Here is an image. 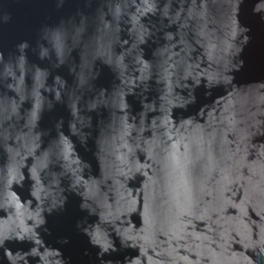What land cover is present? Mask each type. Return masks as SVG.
<instances>
[{
	"label": "water",
	"instance_id": "1",
	"mask_svg": "<svg viewBox=\"0 0 264 264\" xmlns=\"http://www.w3.org/2000/svg\"><path fill=\"white\" fill-rule=\"evenodd\" d=\"M256 2L0 0V231L13 257L99 264L83 236L54 243L87 218L116 249L111 264H264ZM45 27L49 42L83 27V42L64 63L41 60ZM89 192L87 216L77 204ZM59 196L67 211L50 218Z\"/></svg>",
	"mask_w": 264,
	"mask_h": 264
},
{
	"label": "clouds",
	"instance_id": "2",
	"mask_svg": "<svg viewBox=\"0 0 264 264\" xmlns=\"http://www.w3.org/2000/svg\"><path fill=\"white\" fill-rule=\"evenodd\" d=\"M264 7V0H257V2L255 3V5L252 8V11L254 14H264V12L261 11V8ZM100 11H103V8H101ZM137 12H139L140 14H143V11L141 10L140 6H137ZM119 14V9H117V15ZM83 23V21H81V24ZM64 21H61L59 25L63 26ZM48 28L49 27H45L43 29V35H42V39L46 40L48 43V46L45 47L44 45L40 46V59L44 60L45 57H48L50 60L52 58H56L59 59L61 63H64V61L68 58L70 50H71V45L75 44V43H82L83 41L78 40L77 38L80 36V34L84 31L83 27L77 28L76 29V36L73 37L71 34L70 30H65L64 31V39L62 41V43L57 46L55 44H52L51 42H49L47 40V32H48ZM242 31H246V30H242ZM140 41H143L144 38V32L141 31L140 33ZM244 41L246 42L248 40V36L245 35L244 36ZM28 43H24V44H20L19 47L21 49L28 47ZM3 57L0 56V61H2ZM116 66L118 68H123V57L118 58L116 61ZM146 67V65H145ZM86 87H85V83ZM91 85L89 84V81L84 78L81 77L80 81H79V88L80 89H90ZM57 99H60V93H57ZM73 189V184L70 186V190ZM50 211V210H49ZM87 216H88V212H87ZM96 227H94L92 225V223H90L87 218H85L84 220H78L75 224V229L77 231L82 232L83 236H87L89 229H95ZM105 238L107 240L108 243H104L103 241H101V244L103 245L102 247L99 248V251L97 253V260H99V264H111V262H105L104 260V256L105 254H110L111 252L116 251V249L113 247L112 242L109 240L107 233L105 232ZM6 239H9L8 236H6ZM20 240H23L24 237L20 236L19 237ZM88 244L91 245L93 248H97L95 246H97L96 244H94L92 242L91 239L87 240ZM4 242H0V246H3ZM51 243V242H50ZM54 243L56 245H59V247H61L64 251H65V247L70 244V240L68 236H62L59 237L57 239H55ZM13 244H10L9 247L12 248L13 251H16L17 249H14L12 247ZM109 246H111V251L109 250ZM259 253L260 254H264V239H262L259 242ZM25 252H28L25 251ZM31 258V257H30ZM247 259V258H246ZM10 262H12V264H23V258H16L12 256V252L7 251V249L4 248V253L2 255H0V264H10ZM71 262H72V258H71ZM32 264H37V261L35 259H33ZM248 264H252L251 260H248Z\"/></svg>",
	"mask_w": 264,
	"mask_h": 264
},
{
	"label": "snow or ice",
	"instance_id": "3",
	"mask_svg": "<svg viewBox=\"0 0 264 264\" xmlns=\"http://www.w3.org/2000/svg\"><path fill=\"white\" fill-rule=\"evenodd\" d=\"M57 2L63 3L64 0H57ZM234 2L237 5V7L241 8L243 0H234ZM142 3L145 5L146 9L150 11L152 9L154 3H155V0H142ZM261 11L264 12V7L261 8ZM62 41H63V35L60 31H57V32L51 34V40H50L51 43L59 46L62 43ZM2 53H3V49L0 48V56H2ZM86 84H87V82L85 83V87H86ZM73 107H75V105H73ZM33 115L35 116V113ZM62 143L65 145L64 152L67 153V150H68L67 144L65 141H62ZM53 155H55V149L53 151ZM34 175H35V173H34ZM73 177H74V182H73V189L72 190L75 191L76 188L82 184V181L78 177H76L75 172L73 173ZM85 187H86V185H85ZM85 195H86L85 202L83 204H80L78 202V204H77L78 209L81 213H87L89 211L95 210L88 203V200L91 199L90 192L86 193ZM50 211L53 213V215L50 218H52L53 216L62 215L67 211V206L65 205L63 196H59V197L54 198ZM77 236H83V234L80 231L74 230L70 234L69 240L71 241L72 239L76 238ZM83 237L86 238L87 240L91 239L92 242L97 245V249H99L100 247L103 246L101 244V241H103L104 243H108L106 238H105V233L102 231V229L99 225H97L94 230L89 229L88 235L83 236ZM30 238L34 239V237H30ZM5 240H6V235L2 231H0V242H4ZM37 243H39V241H37ZM109 250L111 251V246H109ZM3 253H4V247L0 246V255H2Z\"/></svg>",
	"mask_w": 264,
	"mask_h": 264
}]
</instances>
